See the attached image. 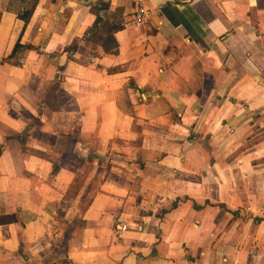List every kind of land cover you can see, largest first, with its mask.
<instances>
[{
	"label": "crops",
	"instance_id": "0c3cea01",
	"mask_svg": "<svg viewBox=\"0 0 264 264\" xmlns=\"http://www.w3.org/2000/svg\"><path fill=\"white\" fill-rule=\"evenodd\" d=\"M102 1L0 0V264H264V0Z\"/></svg>",
	"mask_w": 264,
	"mask_h": 264
},
{
	"label": "trees",
	"instance_id": "16d2710c",
	"mask_svg": "<svg viewBox=\"0 0 264 264\" xmlns=\"http://www.w3.org/2000/svg\"><path fill=\"white\" fill-rule=\"evenodd\" d=\"M103 8H108V4H107V2H106L105 0H103V1L101 2V7H100V9H103ZM30 14H31V11H25L24 13H19V16H20V18H22L25 22H27L28 19H29V17H30ZM101 22H102V19H101V18H98V20H97V24L99 25V24H101ZM118 29H119V26L111 27L110 32H113L114 30H118ZM77 46H78L77 44H74L72 47H70V48L68 49V52L70 53V52L75 51V50L77 49ZM23 48H26V46H24V45L18 43V44L16 45V47H15V49H14L12 55L9 56L8 60H10V58L13 57L14 54H15L18 50H21V49H23ZM3 220H4V219H3ZM3 220H2V221H3Z\"/></svg>",
	"mask_w": 264,
	"mask_h": 264
},
{
	"label": "built area",
	"instance_id": "2783aa9c",
	"mask_svg": "<svg viewBox=\"0 0 264 264\" xmlns=\"http://www.w3.org/2000/svg\"><path fill=\"white\" fill-rule=\"evenodd\" d=\"M148 17V10L146 9V6L144 4V0H139L137 11L135 13L134 17V23L135 24H142L146 21Z\"/></svg>",
	"mask_w": 264,
	"mask_h": 264
}]
</instances>
